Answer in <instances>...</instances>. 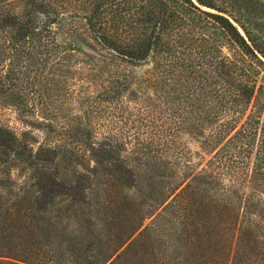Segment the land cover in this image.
I'll list each match as a JSON object with an SVG mask.
<instances>
[{
  "label": "trees",
  "instance_id": "16d2710c",
  "mask_svg": "<svg viewBox=\"0 0 264 264\" xmlns=\"http://www.w3.org/2000/svg\"><path fill=\"white\" fill-rule=\"evenodd\" d=\"M18 3L20 10L16 0H0V104L30 114L34 119L29 123L44 130L47 138L34 152L32 130L21 139L9 126L0 125V264L56 260L53 249L36 248V243L37 226L46 239L48 215L56 211L61 219L68 210L61 203L66 186L59 179L60 153L79 166L94 162L88 171L69 178V184L76 187L79 182L84 191L97 182L106 185L118 179L112 167L119 171L131 163L127 172L132 180L135 167L141 168L136 162L146 170L159 169L168 184L153 207H162L178 222L175 234L182 248H229V261L241 254L251 264H264V21L240 12L264 10V3L230 0L232 10L215 0ZM262 15L260 19L264 11ZM77 18L85 20L88 36L75 31L74 40L60 42L59 32ZM223 38L233 46L230 55L217 45ZM182 44L191 51L206 44L213 54L210 76L174 97L185 106L183 118L189 128L213 142V155L198 171L180 170L177 160H163L172 143L159 133L178 131L181 125L174 124L175 114L162 106L169 92H157L155 100L146 94L158 78L136 73L137 66L150 60L167 75L163 63L180 65L175 55ZM187 68L195 73L192 63ZM82 75L87 82L77 84ZM164 81L161 77L154 82L160 88ZM86 86L96 90L89 93ZM134 86L144 96L139 97ZM137 98L141 102L132 106ZM209 99L215 103L213 113L203 107ZM72 101L79 112H73ZM220 112L223 121L216 118ZM205 113L213 114L207 122ZM151 132L159 137L148 136ZM126 148L128 156L123 157ZM15 165L25 172L21 182L13 179ZM136 214L132 236L147 213ZM40 221L46 225L39 226ZM132 236L114 245L98 264H116L128 251L121 249L136 243L129 242Z\"/></svg>",
  "mask_w": 264,
  "mask_h": 264
},
{
  "label": "rangeland",
  "instance_id": "374dc122",
  "mask_svg": "<svg viewBox=\"0 0 264 264\" xmlns=\"http://www.w3.org/2000/svg\"><path fill=\"white\" fill-rule=\"evenodd\" d=\"M229 1L215 0L223 8L232 10L231 5L228 3ZM259 1L264 3V0ZM19 5L18 0H16L18 10H20ZM204 9L209 10V8L205 7ZM263 11V9L249 8L248 11L242 9L240 12L249 16L251 20H257L259 17V21H264V17L260 19V16H263ZM230 18L233 20V17L230 16ZM75 31L84 34L86 37L88 36L84 19L77 18L72 20L70 25L59 32V41L64 43L65 41L70 42L71 39L74 40ZM217 45H220L224 55H230L233 51V46L224 38L220 39ZM79 46L92 52L84 43H80ZM197 46L198 51H191L185 49V44H182L179 52L175 55V59L178 60L180 65H175V63L168 61L163 63L162 69L166 71L167 75H163L159 68L157 69L155 61L148 60L146 63L136 67L138 75L145 74L146 76H151L149 78L151 80L155 78L160 80L161 77L165 80L163 87L160 86V88L156 86L158 82H154L158 79L152 81V85L146 88V94L150 95L149 99L155 100L158 97L157 92L163 90L167 93L169 92L168 103L164 101L162 106L170 110V113L175 114L172 122L180 124L181 128L178 131L168 130V132H160L159 134H162L160 135L162 137L168 138V141L172 143L170 152L163 154V160L170 163H174L177 160L176 165L181 166L180 170L186 168H191L193 169L192 171L201 170L214 153L212 152L214 148L213 142H206L203 136L190 129L184 121L183 116L187 113L183 103L174 101V97L179 92L184 94L188 91L190 84L197 83L202 76L205 79L208 75L210 76L212 69L210 60L213 54L209 51L206 44ZM80 57L85 58L83 52H80ZM191 63L195 71L192 74L190 73L192 68H187ZM80 65L82 66V63ZM165 71L163 72L165 73ZM198 73L201 76L199 78H197ZM164 77L166 78L164 79ZM78 78L76 80L77 84L87 82V78L84 75L78 76ZM70 83H72L71 80ZM134 88L137 90L139 97L141 95L144 96L139 86H134ZM88 89H90L87 90L89 93L96 90L93 86ZM135 101L141 102V99L137 98L132 101V106H135ZM203 104L206 112L211 111L213 113L212 107L215 103L211 99L203 102ZM72 106L76 108L73 109V112H79V105L77 103L72 101ZM212 113L211 117L207 113L203 115L206 122L212 118ZM216 118L218 121H223L225 115L223 112H220V115ZM30 119L34 118L30 114L21 113L12 104H0V125L9 126L21 139L26 130H32L33 142L31 148L35 152L39 145L46 141L45 138L47 136L44 130L34 128L29 123ZM130 130L131 133L136 131ZM153 132L156 131L153 130ZM209 133L210 127H207L205 134L208 135ZM151 134H156L152 138L159 137L158 133L152 132L148 136H151ZM128 150L126 148L123 151V157L128 156ZM89 160L86 158L85 163L88 164ZM59 161V179L66 186L63 189L64 194L62 196L64 202L61 203L63 204V208L68 210L67 212L63 210L64 213L61 219L56 217V211L48 215L49 221L46 227L49 230L45 233L48 234L49 240L47 239L48 237L46 239L43 238V233L41 235L37 226V233H40V235L38 236L39 242L36 243V248H51L57 254L56 260L51 261V264H98L114 245L119 244L128 236H132L136 225V212L142 214L144 211L147 214L149 211H153V215H145L146 217L141 227L129 239V242L133 239L137 240L136 243L131 248L121 249H128V251L118 259L116 264H251L241 254L238 255L236 260L235 258L232 261L227 260V249L229 248H182L183 242L175 234V227L178 222H175L174 219H169L166 213L164 214L162 207L158 209L153 207L154 202L162 198L165 192L164 188L168 184L165 179L159 176V169L151 167L152 170H146L142 168L143 165L141 163L136 162L137 165H141V168L135 167L134 180H132L129 178L130 174L127 172L128 169L133 167L131 163L127 165V169L125 166L120 168L119 171L116 170V167H112L110 170L116 171L118 179H113L106 185L102 182H97L84 191L78 187L79 182L76 183V187L72 186L71 183L69 184V178L75 176L80 170L88 171V169L93 167L94 162L91 161L90 165H87L88 167L79 166L77 163L69 162L68 154L63 153H60ZM102 174L107 176L106 173ZM12 176L14 177L13 179L21 182L24 179L25 172H22L21 166L15 165ZM55 187L59 189L58 186ZM59 198L57 202L62 200ZM158 214H162V217L161 215L157 217ZM40 222L39 226L46 225L42 221ZM147 226L149 229L146 231L144 228H147Z\"/></svg>",
  "mask_w": 264,
  "mask_h": 264
}]
</instances>
